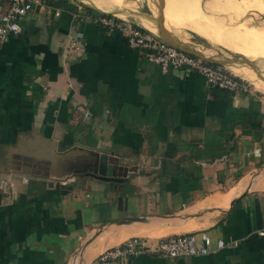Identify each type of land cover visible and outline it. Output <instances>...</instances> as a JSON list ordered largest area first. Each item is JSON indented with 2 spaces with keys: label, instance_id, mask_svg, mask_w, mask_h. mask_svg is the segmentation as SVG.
Instances as JSON below:
<instances>
[{
  "label": "crops",
  "instance_id": "0c3cea01",
  "mask_svg": "<svg viewBox=\"0 0 264 264\" xmlns=\"http://www.w3.org/2000/svg\"><path fill=\"white\" fill-rule=\"evenodd\" d=\"M34 1L43 7L0 46V264H97L130 238L199 233L224 246L119 264H264V93L214 89L192 70L163 74L102 29L94 6ZM99 154L121 182L90 176ZM67 161L83 170L51 169ZM131 218L141 221L121 224Z\"/></svg>",
  "mask_w": 264,
  "mask_h": 264
},
{
  "label": "rangeland",
  "instance_id": "374dc122",
  "mask_svg": "<svg viewBox=\"0 0 264 264\" xmlns=\"http://www.w3.org/2000/svg\"><path fill=\"white\" fill-rule=\"evenodd\" d=\"M92 1L106 9L114 7L110 0ZM122 6L130 13L124 18L142 24L136 16H147L158 26H162L164 21V26L171 30L169 34L177 35L194 47L201 44L231 61L229 63L237 62L234 65L245 68L257 80L264 82V0H127ZM147 17L145 21L149 22ZM194 35L204 42L199 38L196 40ZM250 87L257 90L254 85ZM48 148L51 149L50 143L39 146L38 157H42V150ZM94 157L90 165L87 163L89 170L94 169L93 162L99 160L100 155ZM69 161L58 163L51 169L58 175L63 171L80 173L83 170L80 165L73 166Z\"/></svg>",
  "mask_w": 264,
  "mask_h": 264
},
{
  "label": "built area",
  "instance_id": "2783aa9c",
  "mask_svg": "<svg viewBox=\"0 0 264 264\" xmlns=\"http://www.w3.org/2000/svg\"><path fill=\"white\" fill-rule=\"evenodd\" d=\"M36 6L43 7L39 1L34 0H8L6 9L0 7V46L19 32L20 21L32 14ZM95 22L102 29L121 35L129 49L143 54L149 62L157 65L163 74L171 70H192L202 76L211 88L233 94L251 93V85L233 75L225 67L215 66L201 57L186 53L160 40L156 33L146 29L140 23L112 13L97 17ZM82 38V33H77L71 40L69 49L79 50ZM23 180L27 181V179ZM223 246V241L218 240L214 250L221 249ZM214 250L211 239L206 233L174 235L155 243H150L143 238H130L121 245L101 253L96 262L97 264H119L120 260L140 254H152L167 259L205 256Z\"/></svg>",
  "mask_w": 264,
  "mask_h": 264
},
{
  "label": "bare ground",
  "instance_id": "6f19581e",
  "mask_svg": "<svg viewBox=\"0 0 264 264\" xmlns=\"http://www.w3.org/2000/svg\"><path fill=\"white\" fill-rule=\"evenodd\" d=\"M85 3L94 6L95 8L104 11V12H110V13H114L115 15L119 16V17H124L126 16V14H129L128 12L124 11L122 4L127 1V0H110L111 4L113 3L114 7H112V9H106L103 8L102 6L99 7L98 5H96V3H94V1L92 0H82ZM107 1V0H106ZM105 1V2H106ZM104 5V4H103ZM106 7V6H105ZM136 8V7H135ZM136 10V9H135ZM134 10V11H135ZM138 17V19L141 21V23L143 24V27H145L146 29L152 31L153 33L158 34L159 33V26L156 25V23L151 20L149 17L147 16H136ZM145 17L148 18L149 22L145 21ZM164 21H162V25L164 27V29L167 32H170L171 30H169V28H166L163 24ZM183 47H185L188 50L191 51H195L198 54H200L201 56L210 59L212 61H217L219 63H222V65L228 70L230 71L233 75H235L236 77H239L240 79L246 81L247 83H249V85L253 86L254 88L256 87L258 90L262 91L264 93V82L257 80L254 76H252L249 72L245 71L244 69H240L238 68L236 65H234L237 62H233V63H229L231 61H227L225 60V58L221 57L219 54L215 53L213 50L207 49L203 46H199L196 45L195 47L191 44H186ZM238 73L240 76H237L235 73H233V71ZM249 81V82H248Z\"/></svg>",
  "mask_w": 264,
  "mask_h": 264
},
{
  "label": "water",
  "instance_id": "95a60500",
  "mask_svg": "<svg viewBox=\"0 0 264 264\" xmlns=\"http://www.w3.org/2000/svg\"><path fill=\"white\" fill-rule=\"evenodd\" d=\"M163 26V25H162ZM162 26H159V33L157 34L164 42L170 44V45H173L175 46L176 48L186 52V53H189L191 55H194V56H197V57H201L203 59H205L206 61L210 62V63H215V64H218V65H222V63H219V62H215V61H212L210 59H207L203 56H201L200 54H198L197 52L195 51H191V50H188L186 49L185 47H183L182 45H179V44H175L173 42V38L171 37V35L169 34V32H167L164 27ZM100 157H99V160L96 161V165L94 167V171L93 173L90 174V176L94 179H97V180H100V181H103V182H113V183H116V182H121L120 179L118 178H115L114 176V167L111 163H108V159H107V155L105 154H99ZM138 221H141V219L139 218H131V219H124L123 221H121V224H128L129 222H138Z\"/></svg>",
  "mask_w": 264,
  "mask_h": 264
},
{
  "label": "trees",
  "instance_id": "16d2710c",
  "mask_svg": "<svg viewBox=\"0 0 264 264\" xmlns=\"http://www.w3.org/2000/svg\"><path fill=\"white\" fill-rule=\"evenodd\" d=\"M44 2L47 5L52 6L53 8H56V9L57 8H65V9L69 10L71 13H75L76 12V8L74 7V5L71 6L70 3H65V2L60 1V0H44ZM86 11L89 14H91V13H95L96 14L95 18H94V21H95L96 17L105 16L106 15L105 13H101V12H98V11L90 9V8H86ZM195 37L198 38L197 36H195Z\"/></svg>",
  "mask_w": 264,
  "mask_h": 264
}]
</instances>
